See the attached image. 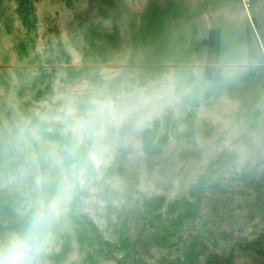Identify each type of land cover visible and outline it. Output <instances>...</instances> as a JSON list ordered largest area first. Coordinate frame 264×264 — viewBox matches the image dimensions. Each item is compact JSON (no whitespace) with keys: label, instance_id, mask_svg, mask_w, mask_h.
<instances>
[{"label":"rangeland","instance_id":"374dc122","mask_svg":"<svg viewBox=\"0 0 264 264\" xmlns=\"http://www.w3.org/2000/svg\"><path fill=\"white\" fill-rule=\"evenodd\" d=\"M155 1L0 0V233L73 181L41 264H264L262 47L200 63L146 27Z\"/></svg>","mask_w":264,"mask_h":264},{"label":"crops","instance_id":"0c3cea01","mask_svg":"<svg viewBox=\"0 0 264 264\" xmlns=\"http://www.w3.org/2000/svg\"><path fill=\"white\" fill-rule=\"evenodd\" d=\"M154 3L152 11L146 12V27L161 36L188 42L194 55L202 56L200 63L211 57L218 58L212 62L220 65L230 64L234 58L254 57L249 47L250 36L258 39L264 48V0H248L246 5L242 0H160V5ZM262 48H257L256 55H264ZM225 243L232 248L231 241ZM240 245L239 241L237 248H242Z\"/></svg>","mask_w":264,"mask_h":264},{"label":"clouds","instance_id":"9594fccd","mask_svg":"<svg viewBox=\"0 0 264 264\" xmlns=\"http://www.w3.org/2000/svg\"><path fill=\"white\" fill-rule=\"evenodd\" d=\"M88 131L87 124L79 123L75 134L77 138H82ZM37 138L34 132L20 129L5 146L8 159H19L22 169L30 167L34 162L30 146ZM50 155L55 159L58 153L53 150ZM37 184L38 191L19 226L0 233V264H41V257L51 242L52 230L67 211L73 192L71 175L62 178L54 189H46L43 179Z\"/></svg>","mask_w":264,"mask_h":264},{"label":"built area","instance_id":"2783aa9c","mask_svg":"<svg viewBox=\"0 0 264 264\" xmlns=\"http://www.w3.org/2000/svg\"><path fill=\"white\" fill-rule=\"evenodd\" d=\"M243 4L246 5L248 3V0H242Z\"/></svg>","mask_w":264,"mask_h":264}]
</instances>
